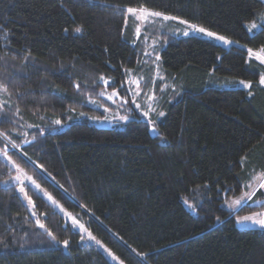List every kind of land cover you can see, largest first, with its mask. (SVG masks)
Here are the masks:
<instances>
[{"label":"trees","instance_id":"trees-1","mask_svg":"<svg viewBox=\"0 0 264 264\" xmlns=\"http://www.w3.org/2000/svg\"><path fill=\"white\" fill-rule=\"evenodd\" d=\"M128 7L234 43L158 24L138 32ZM263 12L262 0H0V264H113L73 218L124 264H264V229L234 219L264 202L234 215L224 205L264 172V65L247 51L264 31L246 28ZM144 38L158 41L163 76L151 108L127 86L152 75ZM105 91L125 99L102 127ZM17 164L63 210L25 181L29 209L10 179Z\"/></svg>","mask_w":264,"mask_h":264},{"label":"rangeland","instance_id":"rangeland-1","mask_svg":"<svg viewBox=\"0 0 264 264\" xmlns=\"http://www.w3.org/2000/svg\"><path fill=\"white\" fill-rule=\"evenodd\" d=\"M262 1L264 2V0H262ZM129 15H130V18L137 24L138 29L140 30L141 33L147 32V30L150 28V26L158 24V25H164V27L165 26H167V27L172 26V28L175 30V31H173V34H175V35L177 34L179 36H185L183 34L184 31H188L189 35L201 36V37H203V38H205L207 40L213 41L214 43H216L218 45H221V46H224V47H229V45H230V44H225L222 41L216 40L215 38L208 37V36H206V35H204L202 33L195 32L192 29H190L187 24H181L177 20L175 22L173 20L165 21L162 18H157V17H149V18L145 19V18H142L144 14L139 13V12L135 13V14L129 13ZM138 17H141V18H138ZM255 22H257L258 24L262 23L260 18H258V20L255 21ZM249 24L250 23L246 24V28H247V26ZM164 27H162V28L164 29ZM162 28H161V32L164 33V30H162ZM256 31H258V30H254L253 33H255ZM253 33H250V34H253ZM143 41H144V45L148 49L147 50V55L150 54L149 57L145 56V59H147L146 60V64H150V66H151L152 75L150 76V78L144 77L143 74L142 75H129V79H128V81H129L128 84L129 85L127 84V86H128L129 91L131 92V95H132L133 99L137 98V96H140L141 97L140 101L142 103H144V105H146L148 108H151V107H153L155 105V101L157 100L156 99V94H155V88H156L157 84L163 79V76L161 75V71L159 70V67H158L157 61L155 59V56H154V54H152L153 48L157 45L158 41H156V40L155 41H147L146 38H144ZM223 80H227L228 81L227 83L230 84V85H227L226 83H224L223 86H225V88H231V87L232 88H244L239 83H233V81H240L239 79L238 80L237 79H223ZM224 82H226V81H224ZM247 89H249V88H247ZM103 93H105V95H102V97H104L105 101H107V103L109 104V106H107L109 108H107V110H106V108L101 107L104 115L106 116V122L104 123L102 121H97L96 124H97V126H102V127L108 126V124L111 123V121L113 119H115V121H117V119L120 117V114L123 111V102H124V99H125V97H119V96L116 95V96H113L112 100H109L107 97L109 95H112V93H109V92H106V91L103 92ZM143 97H144V99H143ZM126 100H129L128 96H127ZM113 101H115V102H113ZM140 101H139V103L143 106V104ZM13 166H15V165H13ZM18 174L19 173L17 172L16 175H18ZM263 176H264V172H260L259 171L257 173V175H255L253 177L251 183L253 184L256 181V183L253 184L254 187L256 186L257 183H259L261 181ZM21 179H24V178L21 177ZM24 182L28 183L31 186H33L34 188H36L35 185H32L28 180L25 179ZM13 183H19V182H13ZM38 190H39L40 194L43 197L48 199V195L49 194L46 195L41 189H38ZM249 192H247V193H249ZM247 193L244 192L241 196L237 197L235 200L231 199V200L225 201V203H224L225 207L233 209L234 207H232V205H233L234 201H237V199H241ZM19 195L23 199V201L28 205L29 209L32 210V204L28 203V201L24 198L23 193L19 192ZM49 201L52 202V200H49ZM248 205L249 204L246 203L242 207L248 209L246 207ZM57 208H60V207L57 206ZM235 213H237V212H235ZM244 216H253V220L258 219V218L264 219V212L261 213V215L260 214H256V213L248 214V215L246 214V215L237 217L235 219V224L240 229H243V228L264 229V227H261L259 224H256L253 221H244L242 223H238L237 221L240 218L244 217ZM98 248L105 253V255L108 257V259L113 264H120L121 261L118 258L117 259H112V257L109 255L108 251H105V248H106L105 246L101 247L100 244H98Z\"/></svg>","mask_w":264,"mask_h":264},{"label":"snow or ice","instance_id":"snow-or-ice-1","mask_svg":"<svg viewBox=\"0 0 264 264\" xmlns=\"http://www.w3.org/2000/svg\"><path fill=\"white\" fill-rule=\"evenodd\" d=\"M126 11H127L128 13H133V14L138 13V12H139V13H142V14H144L142 18H145V19H147V18H149V17L162 18V19L165 20V21H167V20H173V21H176V20L179 19V18L176 17V16H169V15H166L165 13H163V12H160V11H151V10L146 9V8H143V7H142V8H139V9H137V8H133V7H128V8L126 9ZM138 18H141V17H138ZM259 18H260V20L262 21V23L258 24V23L255 22V21L251 22V23L247 26V30H248V32L253 33L254 30H261V31H264V13H260V14H259ZM179 22H180L181 24H187L188 27H189L190 29H192L193 31H195V32H199V33H202V34H204V35H206V36H208V37L215 38L216 40L222 41V42H224L225 44H232V43H234V41L228 39L227 37H225V36H223V35H218V34L215 33V32L209 31V30H208L207 28H205V27L198 26V25H195V24H189L188 21H186V20H179ZM74 31H75L76 33H80V32L82 31V28H81V27H76V28L74 29ZM137 31L139 32V29H138ZM183 34H184L185 36H187V35H189V32H188V31H184ZM247 51H248V55H249L250 58H253V57H254L256 61H259V63H260L261 65H264V46H261V47H260L259 49H257V50H253L252 48H248ZM25 59H27V58H25ZM100 79L103 80L105 84L108 83V81L105 80L104 77H100ZM233 83H239V84H240L242 87H244V88H249V89H250V88L252 87V82H251V81L240 80V81H233ZM258 83H259V85L264 86V73H262V74L260 75V78H259ZM76 87L79 89L80 86L77 84ZM0 89H2L4 92H8V88H7V86L4 85V84H0ZM100 95H105V93L101 92ZM116 95H118V94H117L116 92H113L112 95H109L107 98H108L109 100H112V99H113V96H116ZM249 95H252V93L249 92ZM113 102H115V101H113ZM92 103H95V101L93 100ZM139 107H140V105H137V108H139ZM106 110H107V109H106ZM17 111H19V110L17 109ZM143 115H144L145 117H147V116H148V113H147V112H144ZM159 115H160V116H163L164 113L161 112V113H159ZM121 119H123V120H127L128 117H126V116H125V117H121ZM55 123H56V124H60V120H56ZM152 130L155 131L156 129L153 128ZM2 134H3V133H0V135H2ZM4 154H5V156H7V152H5ZM8 159H11V157H8ZM15 167H16L17 172H18L19 174L16 175V176H12L10 179H11L13 182H19V184H18V191H19L20 193H23L24 198L28 201V203H29V204H32L33 207H35L34 202L32 201L31 196H29L28 193L25 191L24 180H25V179L28 180L32 185H35L36 188H40V185H39V184H36V181H35L31 176L27 175V173L24 171L23 168L20 167V165L17 164V165H15ZM21 177H23L24 179H21ZM2 183L6 185V184L9 183V181L5 180V181H3ZM259 187H260V188H264V183H261V184L259 185ZM45 194L48 195L47 193H45ZM246 195H247V194H246ZM249 198H250V197H249ZM48 199H49V200H52L53 204H56L57 206L61 207V210H63L62 206H60L59 203H58L57 201H55V200L51 197V195H48ZM242 199H243V198H242ZM185 203H186V204L188 203L187 200H185ZM236 203L238 204V203H240V201L238 200V201H236ZM189 207H192V205H189ZM33 215H35V213H33ZM67 215H69V216L71 217V214H70V213H67ZM217 219H219V218H217ZM244 221H253V222L256 223V224H259L261 227H264V219H261V218H258V219L253 220V216H244V217L240 218L237 222H238V223H242V222H244ZM36 223H37V225H38L40 228H45V225H44L43 223H41L39 220H37ZM72 224H73V226H77V225H78L80 229H82L84 232H87V233H88L87 238H88L89 240H92V241H94L96 244H100L101 247H104V246L101 244V242H100L98 239H96L95 236H93L90 232H88V230L84 227V225H82V224H78V221H77L75 218L72 219ZM48 235L52 237V240H53V241H56V236H55L51 231H48ZM80 239H81V241H84V240H85V237H84V236H81ZM57 242H58V243H62V245H63L65 248H68V247H69V243H70L69 240H67V239H64L63 241H57ZM105 251H108V253H109V255L112 257V259H117V257L114 256V255H113L108 249L105 248ZM120 264H124V262L121 261Z\"/></svg>","mask_w":264,"mask_h":264},{"label":"crops","instance_id":"crops-1","mask_svg":"<svg viewBox=\"0 0 264 264\" xmlns=\"http://www.w3.org/2000/svg\"><path fill=\"white\" fill-rule=\"evenodd\" d=\"M256 183V181L254 182ZM253 183V184H254ZM261 183H264V176L263 178L261 179V181L259 183L256 184V186L254 187L253 184L251 183L248 187V190L245 191V193H247V195H245L244 197H242L241 199H237V201L239 200L240 203H236V201H234L232 207H234L233 209L232 208H229L231 211H233V213L237 212L238 210H240V208L245 205L246 203L251 205V206H257L258 204L260 205L261 203L264 202V188H260L259 185ZM252 190V191H251ZM259 192L260 193V196H258L256 199H253V196L255 195L256 192ZM242 195V194H241ZM240 195V196H241ZM250 197V198H249ZM236 198H234L233 200H235ZM247 201V202H246ZM232 204V203H231ZM264 212V209H262L261 211L259 212H256V214H260ZM250 214H253V213H250ZM248 215V214H247ZM240 217V216H239ZM243 229H246V228H243ZM255 229V228H253ZM258 229V228H256Z\"/></svg>","mask_w":264,"mask_h":264},{"label":"clouds","instance_id":"clouds-1","mask_svg":"<svg viewBox=\"0 0 264 264\" xmlns=\"http://www.w3.org/2000/svg\"><path fill=\"white\" fill-rule=\"evenodd\" d=\"M232 212V215H234V214H236V213H233V211H231ZM239 216H241V215H235V218L234 219H236L237 217H239ZM253 229V228H252Z\"/></svg>","mask_w":264,"mask_h":264},{"label":"water","instance_id":"water-1","mask_svg":"<svg viewBox=\"0 0 264 264\" xmlns=\"http://www.w3.org/2000/svg\"><path fill=\"white\" fill-rule=\"evenodd\" d=\"M140 259H142V258L140 257Z\"/></svg>","mask_w":264,"mask_h":264},{"label":"bare ground","instance_id":"bare-ground-1","mask_svg":"<svg viewBox=\"0 0 264 264\" xmlns=\"http://www.w3.org/2000/svg\"><path fill=\"white\" fill-rule=\"evenodd\" d=\"M43 173V172H42Z\"/></svg>","mask_w":264,"mask_h":264}]
</instances>
